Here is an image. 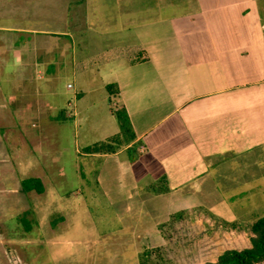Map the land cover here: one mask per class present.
<instances>
[{"label":"crops","instance_id":"1","mask_svg":"<svg viewBox=\"0 0 264 264\" xmlns=\"http://www.w3.org/2000/svg\"><path fill=\"white\" fill-rule=\"evenodd\" d=\"M147 2L119 6V27L104 32L103 45L88 52L84 42L76 44L71 70L84 76L66 84L75 97L105 87L111 114H125L133 134L112 152L75 150L98 160L88 170V196L119 205L118 217L145 192L153 193L149 200L169 199L176 211L187 207L183 200L195 186L206 187L219 158L261 152L264 160V0H176L174 11L173 0ZM160 8L167 11L150 14ZM78 16L72 15L74 32ZM67 35L69 29L0 22V206L16 220L27 214L30 231L44 226L37 241L49 247L62 241L58 231L67 223L65 192L49 175L67 112L48 101L64 66L53 64L54 52ZM109 116L101 123L107 139L121 131L116 115ZM30 177L41 191L22 189ZM50 252L54 258L60 251Z\"/></svg>","mask_w":264,"mask_h":264},{"label":"rangeland","instance_id":"2","mask_svg":"<svg viewBox=\"0 0 264 264\" xmlns=\"http://www.w3.org/2000/svg\"><path fill=\"white\" fill-rule=\"evenodd\" d=\"M122 4L142 7L148 2L0 0L1 23L9 21L22 27L61 28L67 32L69 29L70 33L59 37L60 50L54 52L53 64L59 61L64 66L53 80L57 95L48 99L67 112L57 129L58 163H49L54 187L65 192L67 223L58 231L62 241L49 243L50 247L47 241H37L39 235L44 234V226L40 227L43 229L40 232L36 229L30 231L33 225L27 214L16 220L15 216L11 217L8 206H0V239L6 236L23 238L24 235L35 238L32 241H0V264H13L9 253L14 254L21 264H204L215 260L226 248L249 245L247 227L254 218L264 215V160L261 152L219 158L220 164L207 179L206 187L203 190L201 185L192 188L193 197L184 199L183 206H177L178 209L187 206L181 210H174L176 204L167 198L149 200L153 193L145 192L129 213L118 217L119 205L106 207L100 195L92 200L88 196L87 187L92 180L88 170L95 169L98 160L84 159L78 152H83L86 146L106 141L108 135L101 123L116 112L111 114L105 87L102 91L75 97L74 88H67L66 84H76L84 76L72 74L73 57L78 58L80 54L76 44L84 42L82 49L88 52L103 45L104 32L116 31L119 27L122 13L119 6ZM176 4L173 0L168 9L177 10ZM146 11L135 14L139 16ZM166 11L167 8H160L159 11L151 10L150 14H164ZM74 12L79 15L77 32H74L72 20ZM132 19L135 22L140 20ZM79 35L85 36V40H79ZM29 200L32 201L30 197ZM75 203L76 209L70 210ZM53 249L60 251L54 258L50 252ZM257 264H264V260Z\"/></svg>","mask_w":264,"mask_h":264},{"label":"trees","instance_id":"3","mask_svg":"<svg viewBox=\"0 0 264 264\" xmlns=\"http://www.w3.org/2000/svg\"><path fill=\"white\" fill-rule=\"evenodd\" d=\"M116 118L120 125V133L106 139L99 145L86 146L85 152H112L116 147L124 142L127 143L129 138L133 137L132 132L129 130L126 123L125 114L121 111H116ZM21 186L24 191L35 189L42 190L40 181L37 178L30 177L21 181ZM249 232V245L241 248H226L224 249L215 260H209L204 264H257L264 260V215L254 218L247 227ZM9 253L12 258L13 264L18 263L17 257Z\"/></svg>","mask_w":264,"mask_h":264},{"label":"built area","instance_id":"4","mask_svg":"<svg viewBox=\"0 0 264 264\" xmlns=\"http://www.w3.org/2000/svg\"><path fill=\"white\" fill-rule=\"evenodd\" d=\"M68 86H70V83L68 84Z\"/></svg>","mask_w":264,"mask_h":264}]
</instances>
